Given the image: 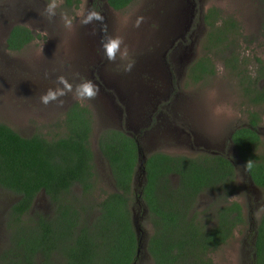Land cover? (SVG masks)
Wrapping results in <instances>:
<instances>
[{"label":"rangeland","instance_id":"rangeland-1","mask_svg":"<svg viewBox=\"0 0 264 264\" xmlns=\"http://www.w3.org/2000/svg\"><path fill=\"white\" fill-rule=\"evenodd\" d=\"M98 1L104 17L100 27L95 20L81 24L82 18L91 11L90 0H80L76 8L57 0L59 7L51 20L45 13L50 0H0V122L22 136L40 134L51 139L64 134V112L72 103L79 102L91 110L93 186L88 194H83L80 185L73 184L66 196L78 206L80 202L90 207L88 220L95 213L92 207L106 193L115 190L97 144L104 129L139 134L136 140L145 155L155 151L185 155L213 150L224 152L234 165L237 186L228 201L240 203L248 221L238 226L209 256L214 264H252L254 228L264 211L261 210L264 189L250 183L228 136L233 128L245 126L248 112L255 111L260 116L256 127L260 144L256 151L263 152L264 104H250L244 97L237 70L230 68L228 60L236 56L240 72L251 76L255 74V57L264 64V0H132L121 10L112 9L106 0ZM211 7L219 11L223 19L218 21L220 25L234 20L239 26L238 33L232 37L233 46L205 51L204 40L209 27L203 15ZM65 16L72 21L70 28L65 26ZM139 18L143 19L137 27ZM15 23L25 24L38 37L19 51H10L5 46V38ZM181 35L185 41L179 43ZM117 36L127 45L129 59L118 57L116 62H110L102 52L103 67L93 70L99 58L95 51L102 47V40ZM121 47L123 49L124 45ZM205 53L214 64L215 73L193 82L187 77V67ZM130 61L134 65L126 72L124 67ZM59 76H64L74 88L82 80H91L99 86V95L82 101L69 93L61 97L63 105L58 102L43 105L40 96L47 89L60 86L57 84ZM160 96L168 99L162 102L165 103L162 119L148 123L143 113L147 112V106L150 113ZM142 182L143 175L139 171L133 180L130 200L141 241L137 264H153L146 251V237L152 230L149 215L134 198ZM176 182L177 178L173 177V183ZM17 199V194L0 187V264H5L15 249L12 233L16 235L28 227H14L12 223L11 205ZM222 202L216 192H208L199 196L196 206L199 210H208L212 216ZM258 211L257 217L254 214ZM53 212V203L39 192L21 222H30L38 215L52 217ZM47 264H65V260L55 252Z\"/></svg>","mask_w":264,"mask_h":264},{"label":"trees","instance_id":"trees-1","mask_svg":"<svg viewBox=\"0 0 264 264\" xmlns=\"http://www.w3.org/2000/svg\"><path fill=\"white\" fill-rule=\"evenodd\" d=\"M131 1L106 0L115 10L124 9ZM63 3L76 8L80 0ZM219 20L223 21L216 7L203 15L209 27L205 51L233 46L232 37L239 26L234 20L220 25ZM37 37L28 27L15 25L6 47L19 51ZM228 61L230 68L237 70L240 88L249 103L264 104V64L260 58L255 57L252 76L240 72L236 56ZM187 73L191 81L198 82L212 76L215 67L205 53L189 65ZM259 121V114L249 111L247 125L235 129L230 139L248 176L264 189V151H256L260 144L256 130ZM92 124L91 110L79 102L65 110V132L55 138L40 134L25 137L0 122V187L18 195L11 205L14 227L28 226L16 235L12 233L15 249L5 264H47L55 252L64 258L65 264L138 263L141 241L130 209L138 160L134 138L112 128L99 134L98 148L107 162L115 190L92 207V219L86 218L90 207L80 202L78 206L66 197L73 184L80 185L83 194H88L93 186ZM248 161L252 162L251 168L246 166ZM173 177L177 178L176 183ZM236 188L234 165L225 154H149L144 162V181L134 198L149 215L152 230L146 237V251L153 264H214L209 253L248 221L242 205L228 201ZM39 192L53 203V216L38 215L22 223L21 217L30 210ZM208 192H216L223 201L212 216L196 206L199 196ZM252 257V264H264V211L254 228Z\"/></svg>","mask_w":264,"mask_h":264},{"label":"clouds","instance_id":"clouds-1","mask_svg":"<svg viewBox=\"0 0 264 264\" xmlns=\"http://www.w3.org/2000/svg\"><path fill=\"white\" fill-rule=\"evenodd\" d=\"M62 2V0H59ZM59 7V3L57 0H50L46 4L45 13L47 18L51 20L56 15V9ZM64 23L66 27L72 26V21L68 19L66 16L63 17ZM143 18H139L136 22V26L139 27L141 20ZM100 21L103 22L104 17L99 12L96 11H89L86 16H84L81 20V24L87 25L93 21ZM122 45H124L122 49ZM102 49L104 56L110 62H116L117 58L119 57L121 60H128L129 59V50L126 44L121 37H108L106 41L102 40ZM134 62H128L124 67V71L130 72ZM57 84L60 85L55 88H49L47 91L40 96V102L47 106L51 102H58L60 105H63L64 101L61 97L67 96L69 93H72L74 98L78 100H93L99 95V86L94 84L91 80H82L80 83L74 85L70 83L64 76L57 77ZM246 166L251 168L252 162L248 161ZM261 210H264L262 208ZM257 217L259 216V211L254 214Z\"/></svg>","mask_w":264,"mask_h":264},{"label":"flooded vegetation","instance_id":"flooded-vegetation-1","mask_svg":"<svg viewBox=\"0 0 264 264\" xmlns=\"http://www.w3.org/2000/svg\"><path fill=\"white\" fill-rule=\"evenodd\" d=\"M107 3V2H106ZM90 9H91V11H96V12H99L100 14H102L101 13V9H102V7H100V3H99V1L98 0H90ZM109 6V5H108ZM113 9V8H112ZM115 10V9H114ZM96 23V25H97V27H100L101 25H100V21H96L95 22ZM15 25H23V26H25V27H28V26H26L25 24H21V23H15V24H12L11 26H10V28H9V30H8V33H7V35H6V38H5V46H6V39H7V37H8V35H9V32H10V30H11V28L13 27V26H15ZM29 28V27H28ZM30 29V28H29ZM32 32H33V34L34 35H36V33H35V31L34 30H32V29H30ZM98 32V31H97ZM99 33V32H98ZM100 34V33H99ZM181 37V39L178 41L179 43H182L183 41H185V37L183 36V35H181L180 36ZM98 38H100V35H99V37ZM35 39V38H34ZM33 39V40H34ZM32 40V41H33ZM31 42V41H30ZM29 42V43H30ZM28 43V44H29ZM189 45H186L185 46V48H187ZM7 48V47H6ZM98 49L99 50H96L95 51V53H97L98 52V55H97V58H98V60H97V62L96 63H94L93 64V70H95V71H98V70H100V68L101 67H103V61H104V58L101 56L102 55V52H103V49H102V47H98ZM188 49V48H187ZM198 58V57H197ZM196 58V59H197ZM196 59H194L193 61H195ZM193 61H191L190 62V64L189 65H191V63L193 62ZM189 65H188V67H189ZM188 67H187V72H188ZM92 70V71H93ZM187 75H188V73H187ZM188 77V76H187ZM138 98V97H137ZM136 98V99H137ZM165 100H168L167 99V97H159L158 98V100H156L157 101V104L155 105V106H153L151 109H150V113L148 112V106H147V108H146V110H147V112L145 113H143L144 115H145V119L148 121V123H151L152 121H157V120H159V119H162V116H163V111H162V108H165V103H162L163 101H165ZM120 109L122 110L121 112H123L124 110H123V106H121L120 107ZM146 120H145V122H146ZM149 120H151L150 122H149ZM147 122H146V124H148ZM144 124H142V126H143ZM247 125V124H246ZM245 125V126H246ZM240 127H242V126H238V127H235V128H233L232 129V131L230 132V134H229V136H228V142L231 144V145H233V143H232V141H231V139H230V136H231V134L233 133V131L235 130V129H238V128H240ZM144 130H147V128L148 127H142ZM128 136H130V137H132V138H134L135 140H136V138L138 137V135L139 134H136V135H132V134H127ZM137 141V140H136ZM234 146V145H233ZM235 148V147H234ZM156 152V151H155ZM153 153V152H152ZM205 153H212V154H214V153H219V154H224V152H221V151H207V152H205ZM190 155H193V154H190ZM226 155V154H225ZM226 156H228V155H226ZM232 162V161H231Z\"/></svg>","mask_w":264,"mask_h":264},{"label":"water","instance_id":"water-1","mask_svg":"<svg viewBox=\"0 0 264 264\" xmlns=\"http://www.w3.org/2000/svg\"><path fill=\"white\" fill-rule=\"evenodd\" d=\"M137 142V141H136ZM137 145H138V150H137V152H138V160H137V169H136V174H137V172H139L140 171V173L143 175V181H144V162H145V160H146V157L149 155H145V154H143L142 152H141V147L139 146V144H138V142H137ZM151 154V153H150ZM248 179H249V181H250V183L251 184H253V185H255L254 183H253V181L251 180V178H250V176H248ZM256 186V185H255ZM260 218V217H259ZM258 221H259V219H258ZM257 221V222H258ZM256 222V223H257ZM133 223H134V227H135V230H136V232H137V234H138V229L136 228V223H135V221H133Z\"/></svg>","mask_w":264,"mask_h":264}]
</instances>
